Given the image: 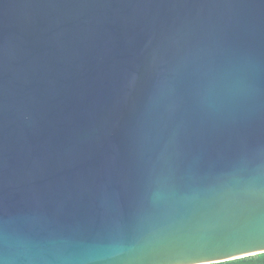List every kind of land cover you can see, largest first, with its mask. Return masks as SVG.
Returning a JSON list of instances; mask_svg holds the SVG:
<instances>
[{
    "label": "water",
    "instance_id": "water-1",
    "mask_svg": "<svg viewBox=\"0 0 264 264\" xmlns=\"http://www.w3.org/2000/svg\"><path fill=\"white\" fill-rule=\"evenodd\" d=\"M258 244L264 0H0V264Z\"/></svg>",
    "mask_w": 264,
    "mask_h": 264
},
{
    "label": "snow or ice",
    "instance_id": "snow-or-ice-1",
    "mask_svg": "<svg viewBox=\"0 0 264 264\" xmlns=\"http://www.w3.org/2000/svg\"><path fill=\"white\" fill-rule=\"evenodd\" d=\"M253 249H264V244L254 245L241 249L239 252L246 255L197 253L190 264H264V250L253 252Z\"/></svg>",
    "mask_w": 264,
    "mask_h": 264
}]
</instances>
